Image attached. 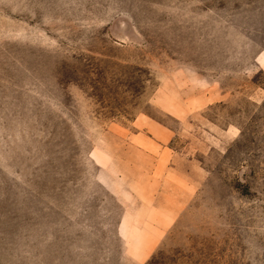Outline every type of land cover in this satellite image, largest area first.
Returning <instances> with one entry per match:
<instances>
[{"label": "rangeland", "instance_id": "rangeland-1", "mask_svg": "<svg viewBox=\"0 0 264 264\" xmlns=\"http://www.w3.org/2000/svg\"><path fill=\"white\" fill-rule=\"evenodd\" d=\"M0 264H264V0H0Z\"/></svg>", "mask_w": 264, "mask_h": 264}]
</instances>
